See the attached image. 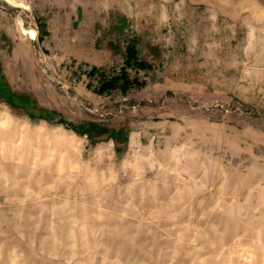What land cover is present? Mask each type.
I'll return each instance as SVG.
<instances>
[{"label": "rangeland", "instance_id": "rangeland-1", "mask_svg": "<svg viewBox=\"0 0 264 264\" xmlns=\"http://www.w3.org/2000/svg\"><path fill=\"white\" fill-rule=\"evenodd\" d=\"M0 63V264H264V0H0Z\"/></svg>", "mask_w": 264, "mask_h": 264}, {"label": "trees", "instance_id": "trees-1", "mask_svg": "<svg viewBox=\"0 0 264 264\" xmlns=\"http://www.w3.org/2000/svg\"><path fill=\"white\" fill-rule=\"evenodd\" d=\"M0 97L3 98L6 102H9L11 105L20 103L19 96L15 95V93L10 89V87L4 80V76L2 74V69H1V63H0Z\"/></svg>", "mask_w": 264, "mask_h": 264}]
</instances>
